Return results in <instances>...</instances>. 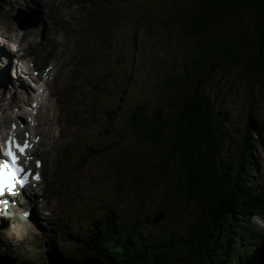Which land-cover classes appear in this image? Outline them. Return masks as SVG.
Wrapping results in <instances>:
<instances>
[{"label":"rangeland","instance_id":"obj_1","mask_svg":"<svg viewBox=\"0 0 264 264\" xmlns=\"http://www.w3.org/2000/svg\"><path fill=\"white\" fill-rule=\"evenodd\" d=\"M35 1L36 6L27 0H0V33L9 24L19 37L26 35L32 41L34 52L23 55L0 35V43L13 53V64L18 63L14 56L31 60L39 69L48 63L59 64L49 85L48 111L42 110L49 119L39 118V122L46 121L41 125L45 140L38 156L44 165V180L39 186L42 195L30 204L28 219L16 217L23 203L10 212L9 218L0 219L1 263L55 264L68 251L86 257L89 252L74 234H80L99 218L104 208H112L121 225L134 218L148 220L164 213L147 225L146 231L187 234L197 210L190 204L175 220L170 219L178 205L177 196L170 192L177 187L174 163L147 196H136L135 179L139 174L147 177L162 149H152L148 141L138 139L127 127V120L140 105L146 106L148 115L159 110L164 116H173L182 97L194 90L191 82L181 80L201 41L200 37L188 38L182 33L181 22L192 15V4L186 0ZM56 1L62 4L54 5ZM17 10L24 13L22 30L13 21ZM70 12L74 16L70 17ZM239 16L241 27H248L251 15L242 12ZM236 18L223 22V40L230 37ZM217 28H213V41L218 36ZM252 31L249 25L248 33ZM45 37L59 43L60 48L47 54L50 48ZM251 53L249 47L245 61L226 72L210 71L207 65L199 91L225 116L231 141L223 145L221 157L235 156L242 131L251 121V136L262 143L252 154L256 164L252 180L264 190V73L256 74L251 69ZM69 58L78 64L70 62L64 70L61 64ZM3 60L0 69L5 73L9 66L4 68ZM179 80L182 92L177 96L171 85ZM4 85L5 78H0V86ZM1 88L5 89L6 103L16 100L14 91ZM17 109L6 114H20ZM35 131L40 132L39 126ZM105 143L108 148L102 149ZM134 157L130 176L117 185V161L130 163ZM251 224L264 230L258 218L251 219ZM54 225L64 227L63 238L58 235L51 239ZM31 249L41 260H25ZM253 258L264 262V243L257 247Z\"/></svg>","mask_w":264,"mask_h":264},{"label":"trees","instance_id":"obj_2","mask_svg":"<svg viewBox=\"0 0 264 264\" xmlns=\"http://www.w3.org/2000/svg\"><path fill=\"white\" fill-rule=\"evenodd\" d=\"M186 1L192 4L193 13L181 22L182 33L188 38L200 37L201 41L181 80L191 82L194 90L182 97L173 116H164L159 110L148 115L145 105L138 106L128 116L127 127L138 139L148 141L152 149H162L147 177L139 174L135 179L136 196H147L174 163L177 187L170 192L177 196L178 205L170 219L175 220L190 204L196 207V219L187 234H152L146 231L147 225L164 213L148 220L134 218L121 225L113 209L104 208L99 218L93 219L80 234H74L89 252L87 256L80 258L68 251L55 264H259L253 257L264 243V230L256 229L251 219L264 223V190L252 180L256 169L252 154L262 143L252 138L253 127L248 120L235 156L221 157L223 145L231 141L226 119L199 91V86L207 65L210 71H229L245 61L249 47L251 69L256 74L264 73V0ZM242 12L251 15L250 34L249 25H240ZM234 16L238 18L230 37L223 40V22ZM216 25L218 36L213 41ZM171 86L179 96L180 80ZM103 148H108L106 143ZM130 160L117 161V185L130 176L136 157ZM54 227L52 237L63 238L65 229Z\"/></svg>","mask_w":264,"mask_h":264},{"label":"bare ground","instance_id":"obj_3","mask_svg":"<svg viewBox=\"0 0 264 264\" xmlns=\"http://www.w3.org/2000/svg\"><path fill=\"white\" fill-rule=\"evenodd\" d=\"M27 3H34V5L36 6V1L35 0H27ZM50 3V2H49ZM60 3V5L62 4V1H56L55 2V4L54 5H58ZM3 9V8H2ZM11 9V8H10ZM9 11H11V10H9ZM9 13V12H8ZM69 15H70V17H72V16H74V14H73V12H70L69 13ZM6 22V21H5ZM4 25H5V23H4ZM9 24H7L6 25V28L3 30V32H1L0 33V35H3V37H4V39H5V43H12V44H15L16 45V49H17V51L18 52H22L23 53V55H28V54H31V53H33L34 51L32 50V46H31V42L30 41H28V38L26 37V35H23V36H21V37H19L17 34H16V32H15V30L16 29H13L11 26H9ZM28 33V32H27ZM31 33V32H30ZM29 33V34H30ZM29 34H28V36H29ZM30 37V36H29ZM30 39V38H29ZM45 39H46V43L48 44V46H49V48H50V50L49 51H47L46 53L47 54H51L52 53V51L53 50H57V49H59L60 47H59V43H56V42H54V40L53 39H50V38H48V37H45ZM62 44H64L63 43V40H62ZM2 50H4V52H2ZM1 50V53H0V55H2V56H0V62H1V60L3 59V58H8V59H10V56L11 55H13V53L11 52V51H9V50H7V48L5 47V45H3V49ZM49 56V55H48ZM2 58V59H1ZM8 59H6V60H4L5 61V65L6 66H10V65H12V63L10 64V62L8 61ZM31 60H29L28 62H30ZM72 64H71V63ZM31 63H33V65H34V67H33V69L31 70V73H33V74H38L39 75V71H42L43 69H45L46 67H48V66H53L54 68H56L57 69V66L59 67V64H50V63H48L47 65H45L42 69H39L38 67H36V65H35V63L34 62H31ZM68 63H70L71 65H73V64H78V61L75 59V61L73 60V59H71V58H69L68 60H65V61H63V63L61 64V67L63 68V67H65L64 68V70H66L67 68H68V66H66ZM1 65V64H0ZM72 67V66H71ZM5 68V67H4ZM8 70V69H7ZM55 71V70H54ZM65 73V72H64ZM67 73V72H66ZM40 75L42 76V73H40ZM53 78H52V80H46L45 81V83H44V85H45V91H48L49 93H50V91H49V85H50V83L54 80V78H55V73H53ZM129 75V74H128ZM7 83V80H6V78H5V84ZM10 84H11V86L13 87V88H15V89H17V92H24L23 91V89L24 88H27V86H23V84L21 83V81H19V80H17V81H13V80H11L10 81ZM3 89V88H2ZM3 97H4V94L2 93V92H0V111L2 112V114L7 110V108H8V110H10V109H12V106L10 105V106H7V104H5L4 103V101H3ZM14 101V100H13ZM49 99L44 103V102H39L38 103V111H37V113H36V115H35V117H34V132L36 133V131H35V128L36 127H38L39 126V118H40V116H42V117H44V118H46V119H49V115L47 114V113H42V111L40 110L41 108H44L46 111H48V103H49ZM8 115H6V116H4V118H8L7 117ZM51 117V116H50ZM10 120V119H9ZM52 119H50V121H51ZM46 137L47 138H49V136H47L46 135ZM0 159H1V155H0ZM26 200L28 201L29 200V198L28 197H26Z\"/></svg>","mask_w":264,"mask_h":264},{"label":"snow or ice","instance_id":"obj_4","mask_svg":"<svg viewBox=\"0 0 264 264\" xmlns=\"http://www.w3.org/2000/svg\"><path fill=\"white\" fill-rule=\"evenodd\" d=\"M26 147L27 144H24L23 146L17 145V148L20 152H23ZM6 155L12 160L15 159L11 150H9ZM6 167H10L11 172L0 170V196H3L6 191L9 194L14 195V189L16 185L18 184L20 187H23L28 179V175H30L23 174V169L16 168L14 164L8 165Z\"/></svg>","mask_w":264,"mask_h":264},{"label":"water","instance_id":"obj_5","mask_svg":"<svg viewBox=\"0 0 264 264\" xmlns=\"http://www.w3.org/2000/svg\"><path fill=\"white\" fill-rule=\"evenodd\" d=\"M15 20H18V17H15ZM160 218H162V215L157 216V217L155 218L154 221H157V220H159Z\"/></svg>","mask_w":264,"mask_h":264}]
</instances>
